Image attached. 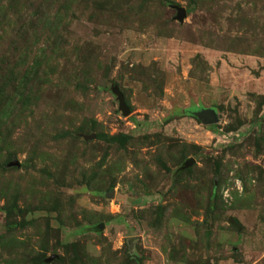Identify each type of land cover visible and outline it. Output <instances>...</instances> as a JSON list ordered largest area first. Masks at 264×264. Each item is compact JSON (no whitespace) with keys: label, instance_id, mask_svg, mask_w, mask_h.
Returning <instances> with one entry per match:
<instances>
[{"label":"rangeland","instance_id":"374dc122","mask_svg":"<svg viewBox=\"0 0 264 264\" xmlns=\"http://www.w3.org/2000/svg\"><path fill=\"white\" fill-rule=\"evenodd\" d=\"M39 1L0 0V264H264V0Z\"/></svg>","mask_w":264,"mask_h":264},{"label":"trees","instance_id":"16d2710c","mask_svg":"<svg viewBox=\"0 0 264 264\" xmlns=\"http://www.w3.org/2000/svg\"><path fill=\"white\" fill-rule=\"evenodd\" d=\"M49 6H50L49 0L39 1L38 7L35 10V18H34L33 22L35 21V25L38 24L39 25L38 28H40L41 30L44 29V30L50 31L54 27H56L61 21V17L58 14L59 11H56L53 14H50L47 12V9ZM44 8H45V10H43ZM32 27L33 26L31 25V28ZM38 28H36V29H38ZM34 31H35V29H34ZM55 41H57V39H55L53 37V42H55ZM44 42H47V41H44ZM44 50H45V47H42L39 49V52H42ZM95 129H96V122L93 121L90 126H82V125L78 126L76 131L77 130L78 131H89V130H95ZM96 136L101 138L102 140H104L106 142L117 143L119 146H122V147H125L124 145L127 144L128 142H130V139H131V136L129 134H126V133L106 134L103 132H98L96 134ZM3 142H4V140H3ZM13 155H14L13 152H9L8 154H6V156H4L3 159H1L0 170L5 169V164L11 160ZM182 155H183V153H182ZM12 167H16V166H12ZM213 184H215V183H213ZM213 195H215L214 192H213ZM17 207L18 206L15 203L14 199L12 201H8L4 206V209L7 213V217H9L10 214L12 212H14ZM17 225L21 226L22 224L19 222H8L6 224V228L8 229L9 232H12L17 227ZM127 244L128 243H126V246H127ZM128 246H127L126 253L128 254V257L130 260L129 262H134L136 264H140L141 257L138 256L137 252H135V251L129 252ZM30 261H32L33 264H46L43 261V255L41 254V252H35L33 254L32 258L30 259Z\"/></svg>","mask_w":264,"mask_h":264},{"label":"water","instance_id":"95a60500","mask_svg":"<svg viewBox=\"0 0 264 264\" xmlns=\"http://www.w3.org/2000/svg\"><path fill=\"white\" fill-rule=\"evenodd\" d=\"M179 18L182 19L184 16V10L182 8L179 9ZM117 94L119 100V108L122 110L123 114H127L129 112V108L124 102L122 94L117 90H114ZM195 115L201 120L204 124H213L217 121L216 113L213 109L204 108L195 112ZM14 164L17 162H13ZM231 223H234L231 218L228 219Z\"/></svg>","mask_w":264,"mask_h":264}]
</instances>
